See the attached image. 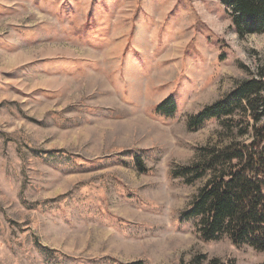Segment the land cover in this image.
<instances>
[{"label": "rangeland", "instance_id": "1", "mask_svg": "<svg viewBox=\"0 0 264 264\" xmlns=\"http://www.w3.org/2000/svg\"><path fill=\"white\" fill-rule=\"evenodd\" d=\"M261 75L221 0H0V264H264L182 221L208 179L172 176L247 140L187 123Z\"/></svg>", "mask_w": 264, "mask_h": 264}, {"label": "trees", "instance_id": "2", "mask_svg": "<svg viewBox=\"0 0 264 264\" xmlns=\"http://www.w3.org/2000/svg\"><path fill=\"white\" fill-rule=\"evenodd\" d=\"M221 2L241 37L264 34V0ZM176 110V100L169 98L158 105L156 113L173 116ZM212 120L249 140L234 141L223 148L199 149L203 155L200 162L173 170L172 176L187 185L208 179L180 218L193 221L205 242L228 239L236 247L249 246L264 252V76L241 82L223 99L191 116L187 125L195 131ZM134 163L138 171L147 172L140 156ZM42 252L48 256L57 253L47 248ZM190 264L236 263L199 255Z\"/></svg>", "mask_w": 264, "mask_h": 264}]
</instances>
